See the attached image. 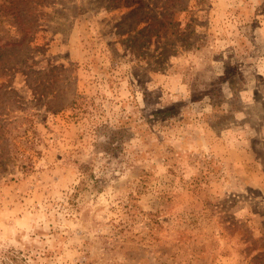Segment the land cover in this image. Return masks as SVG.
<instances>
[{"label": "rangeland", "instance_id": "obj_1", "mask_svg": "<svg viewBox=\"0 0 264 264\" xmlns=\"http://www.w3.org/2000/svg\"><path fill=\"white\" fill-rule=\"evenodd\" d=\"M264 264V0H0V264Z\"/></svg>", "mask_w": 264, "mask_h": 264}, {"label": "trees", "instance_id": "obj_2", "mask_svg": "<svg viewBox=\"0 0 264 264\" xmlns=\"http://www.w3.org/2000/svg\"><path fill=\"white\" fill-rule=\"evenodd\" d=\"M18 254L19 251H5L1 257V264H27L26 259L22 260Z\"/></svg>", "mask_w": 264, "mask_h": 264}]
</instances>
